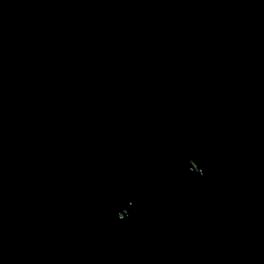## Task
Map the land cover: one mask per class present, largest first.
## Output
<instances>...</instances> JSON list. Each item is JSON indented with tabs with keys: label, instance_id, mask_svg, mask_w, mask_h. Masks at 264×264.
<instances>
[{
	"label": "water",
	"instance_id": "obj_1",
	"mask_svg": "<svg viewBox=\"0 0 264 264\" xmlns=\"http://www.w3.org/2000/svg\"><path fill=\"white\" fill-rule=\"evenodd\" d=\"M0 264H264V0H0Z\"/></svg>",
	"mask_w": 264,
	"mask_h": 264
}]
</instances>
